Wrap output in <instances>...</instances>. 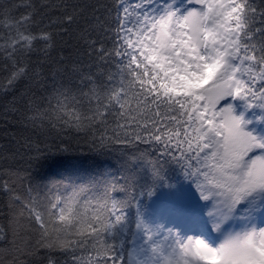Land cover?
<instances>
[{
  "label": "snow or ice",
  "instance_id": "obj_1",
  "mask_svg": "<svg viewBox=\"0 0 264 264\" xmlns=\"http://www.w3.org/2000/svg\"><path fill=\"white\" fill-rule=\"evenodd\" d=\"M0 63V264H264V0H0Z\"/></svg>",
  "mask_w": 264,
  "mask_h": 264
},
{
  "label": "trees",
  "instance_id": "obj_2",
  "mask_svg": "<svg viewBox=\"0 0 264 264\" xmlns=\"http://www.w3.org/2000/svg\"><path fill=\"white\" fill-rule=\"evenodd\" d=\"M6 75V73L3 70L2 63H0V80H3V77ZM11 99V93H9L7 96L3 95L2 92H0V146L6 145L11 141V134L13 133H19L20 126L11 123L10 120H6L3 115V105L5 100ZM7 134V135H6ZM2 166V164H0ZM53 170H55V167H53ZM4 179L2 173H0V181ZM23 191V189H21ZM4 204V195L2 192H0V207H2Z\"/></svg>",
  "mask_w": 264,
  "mask_h": 264
}]
</instances>
